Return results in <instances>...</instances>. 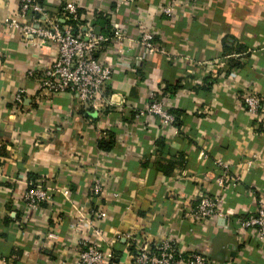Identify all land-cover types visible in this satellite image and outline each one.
I'll use <instances>...</instances> for the list:
<instances>
[{"label": "crops", "instance_id": "obj_1", "mask_svg": "<svg viewBox=\"0 0 264 264\" xmlns=\"http://www.w3.org/2000/svg\"><path fill=\"white\" fill-rule=\"evenodd\" d=\"M67 2L80 5L83 30L94 27L108 39L96 56L113 75L93 105L42 89L57 47L8 29L19 0H0V264H74L82 240L111 254L104 264H132L139 246L165 235L182 251H202L210 264H264V247L239 225L264 204V121L242 103L248 88L264 93V0L43 4L62 21ZM168 4L170 16L162 12ZM144 30L154 33V57L140 43ZM151 92L177 116L174 125L137 116ZM202 150L209 157L199 161ZM218 159L241 174L236 187L218 186ZM98 178L104 192L97 197L91 186ZM29 182L51 195L30 213L22 202ZM202 194L221 196L222 217L187 215ZM97 211L106 215L100 237L89 224ZM81 212L86 220L75 232Z\"/></svg>", "mask_w": 264, "mask_h": 264}, {"label": "built area", "instance_id": "obj_2", "mask_svg": "<svg viewBox=\"0 0 264 264\" xmlns=\"http://www.w3.org/2000/svg\"><path fill=\"white\" fill-rule=\"evenodd\" d=\"M50 2V0H42ZM125 3H133L135 0H122ZM194 1V0H193ZM41 0H19L20 8L15 17L5 21L8 29H20L23 35L32 36L38 40L40 45L46 43L57 47V58L54 63L44 70L41 78L42 89L51 93L69 92L79 102L91 104L97 101L102 94L106 84L113 75L110 64L104 63L97 58V53L102 45L107 42V37L98 33L94 27L83 30L82 25L73 26L68 23L77 21L80 5L75 2H67L61 9L62 21L50 18L47 7ZM163 14L170 16L173 13L172 4L162 9ZM28 19V21H27ZM123 38L122 29L115 25L113 40L119 41ZM154 33L144 30L140 35V43L146 49L147 54L154 57L157 54L154 42ZM29 76L34 73L29 72ZM25 91L19 90L15 95L18 105L23 103ZM150 103L144 111L138 113V117L150 115L157 116L167 125H174L176 117L169 113L164 104L158 99L155 92L149 94ZM242 103L248 113L258 121H264V93L248 88L242 96ZM209 155L202 150L198 160H206ZM257 155H253L243 164L244 171H250L257 161ZM216 165L222 170V174L216 178L220 188L226 183L236 187L241 181V174H232L230 167L223 160H216ZM91 192L94 196H102L104 187L101 179H95ZM68 191L64 194L68 195ZM51 200L49 190L43 186L29 182V188L22 197L24 208L27 212L38 211L43 204ZM221 196L200 195L199 200L190 206L187 215L195 220H206L222 217ZM77 223L71 228L77 232L83 227L86 220L84 213H79ZM103 211L93 213V220L89 222L94 228L95 237L102 235L100 223L105 220ZM240 228L249 231L264 247V204L259 205L250 215L239 220ZM77 257L74 264H104L110 253H106L96 246L89 245L88 241L78 242ZM132 264H210L208 257L200 250L188 249L182 251L178 248L177 241L171 235H165L158 244L143 243L137 252L131 256Z\"/></svg>", "mask_w": 264, "mask_h": 264}, {"label": "trees", "instance_id": "obj_3", "mask_svg": "<svg viewBox=\"0 0 264 264\" xmlns=\"http://www.w3.org/2000/svg\"><path fill=\"white\" fill-rule=\"evenodd\" d=\"M41 2H42V0H41ZM43 3V2H42ZM80 11H81V9L78 11V17H79V19H77V21H70V22H68V23H70V24H72L74 27L75 26H77V25H80V24H82L81 23V20H80ZM48 12V11H47ZM176 117V121H177V116H175ZM176 123V122H175ZM106 145H108L109 147H111L110 145H111V143L110 142H102L101 144H100V147L102 148V149H106Z\"/></svg>", "mask_w": 264, "mask_h": 264}]
</instances>
